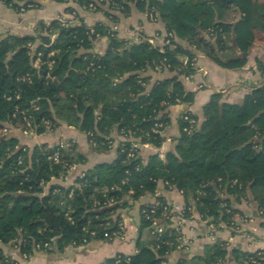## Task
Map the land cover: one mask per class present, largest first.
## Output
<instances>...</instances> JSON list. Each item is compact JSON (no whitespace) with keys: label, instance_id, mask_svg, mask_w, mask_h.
Returning <instances> with one entry per match:
<instances>
[{"label":"trees","instance_id":"16d2710c","mask_svg":"<svg viewBox=\"0 0 264 264\" xmlns=\"http://www.w3.org/2000/svg\"><path fill=\"white\" fill-rule=\"evenodd\" d=\"M0 1L16 9L18 2L27 7L35 4V0ZM90 1L79 3L86 6ZM118 1L122 13H128L129 1ZM135 5L142 11L155 8L175 35L172 46L161 51L146 39L128 42L113 36L103 24L94 25L91 31L83 23L63 25L59 20L42 24L36 35L7 34L0 39V130L20 122L42 134L65 121L86 133L92 148L98 150L112 147L114 130L127 137L118 145L114 161L98 163L67 189L51 187L45 195L44 184L65 178L74 164L87 163L77 143L66 148L43 143L30 150L17 147L12 135L0 139V243L19 248L25 257L54 249L63 252L68 246L93 240H111L106 233L121 231L120 219L114 214L142 196L154 194L159 181L183 192L184 218L197 212L211 222L230 224L237 212L230 197L248 190L264 205V84L242 103L223 102L221 93L213 94L203 107L199 127L182 117L175 150L164 159L154 154L144 162L140 150L133 146L137 142L161 146L165 140L162 130L170 121L168 106L181 102L187 109L194 103L195 92L187 91L179 77L195 74L191 61L195 50L225 68L246 65L255 30H264V10L256 0H138ZM234 8L240 18L226 23L224 13ZM204 31L207 38L201 35ZM102 37L109 40L104 53L95 46ZM175 39L187 40L191 48ZM234 46L239 54L224 56ZM183 56L189 57V62L180 71ZM166 65L176 75L149 89L150 77L140 72ZM187 113L197 120L196 115ZM157 123L164 125L157 128ZM223 203L233 212L228 213ZM167 204L160 199L142 207L165 226L160 236L150 230L153 219L141 214L140 233L149 229L151 240L140 237L134 255L108 258L102 264H167L183 237L174 222L163 216ZM228 252L219 241L207 246L196 264L224 263ZM257 252L233 253L242 264L250 257L264 264ZM0 264L19 263L0 246Z\"/></svg>","mask_w":264,"mask_h":264},{"label":"crops","instance_id":"0c3cea01","mask_svg":"<svg viewBox=\"0 0 264 264\" xmlns=\"http://www.w3.org/2000/svg\"><path fill=\"white\" fill-rule=\"evenodd\" d=\"M256 1L264 10V0ZM35 3L36 5L32 8L21 12L19 9L0 1V39L7 34L36 35L42 24H50L62 14L66 15L64 12L68 5L64 2L35 0ZM83 11L79 5L78 12L82 13V16H85L92 26L103 24L110 28L117 25V36L128 42L153 38L155 43L160 45L167 37L168 30L163 20L161 18L156 21L151 20L147 12L140 10L136 5H131L128 13H116L115 20L110 18L106 12ZM223 16L226 23H235L240 18V12L234 8L224 13ZM255 34L254 45L243 68L222 67L203 51L195 50L197 56L195 74L190 80H186L183 76L179 77L187 91L195 92V101L187 109L181 102L168 106L166 113L170 121L162 130V135L165 138L162 145L158 147L150 143L138 142L137 144L144 162H147L148 158L154 154H159L164 159L167 153L175 150L177 139L180 137V121L186 112L197 116L195 125L199 127L203 121V107L210 101L213 94L221 93L223 102L242 103L253 90L264 84V30L258 28L255 30ZM201 35L207 38L205 31ZM175 41L186 49L191 48L187 40L175 39ZM95 46L100 53H104L109 46V40L102 37ZM238 54L239 51L234 46V50L225 52L224 56ZM140 74L150 77L149 89L156 82L170 79L176 75L169 69L160 71L148 69L140 72ZM162 115L163 112L157 113L158 117ZM69 128L75 130L73 132L75 133L73 134L75 140L73 137L71 140L77 143L79 150L87 156L88 161L86 164H75L65 178H56L51 181V183L66 187L71 186L81 173L94 165L114 161L117 157L118 145L125 140L124 136L114 130L111 134L114 142L109 150L93 149L86 133L79 131L74 126L69 125ZM43 135L40 134L38 137H43ZM57 136L71 138V136L65 137L63 134ZM28 137L35 140L36 144L46 142H40L37 136L29 135ZM160 199L178 206L181 210L186 207L183 192L175 187H168L164 181H159L154 194H146L134 205L119 209L114 214V217H119L123 224L124 239L93 240L79 246H68L63 252L54 249L51 252H39L30 257H25L15 246L1 243L0 246L4 252L10 251L8 256L19 264H102L108 258L120 255L131 256L137 252L136 245L140 237L143 241L151 240L149 229L144 230L142 234L140 233L142 207L156 204ZM230 199L232 207L237 211L236 219L240 221L239 228H232L221 220L218 223L211 222L195 212L191 218H185L182 227V235L187 240V247L171 252L167 264H179L181 262L196 264L198 257L204 255L205 248L219 241L224 242L229 251L223 264H242L240 257L234 255V251L243 254L264 250V212H262L264 205L260 206L249 190L239 197L231 196ZM212 223L215 224L214 231H211L210 224Z\"/></svg>","mask_w":264,"mask_h":264},{"label":"built area","instance_id":"2783aa9c","mask_svg":"<svg viewBox=\"0 0 264 264\" xmlns=\"http://www.w3.org/2000/svg\"><path fill=\"white\" fill-rule=\"evenodd\" d=\"M64 1H66V0H64ZM125 1H129V3H131V2H133V3H135V1H138V0H125ZM139 1H148V0H139ZM2 2H4V3H6L5 1H2ZM19 3V2H18ZM105 3H108V4H111L112 6H117V7H119V8H123V6H122V4H121V2H119L118 0H94V1H90V3H88V5H86V8H89L90 10H92V9H94V10H97V8H99V6L100 5H103V4H105ZM34 6V4H30L28 7H25L24 5H20L19 6V10L21 11V12H24V11H26L28 8H31V7H33ZM112 9V8H111ZM148 15L150 16V19L151 20H153V21H156V20H158V19H160V17H159V14H158V12L155 10V8L152 6L150 9H149V11H148ZM110 18H113V13H110ZM57 20H59L63 25H71V24H81V23H83V24H85L87 27H89V29H91V31H92V27L93 26H90L89 24H88V22L87 21H81V20H76L77 22H74L70 17H68V16H66V15H61V16H59L58 17V19ZM110 32H112L113 34V36L115 35V36H117V30H118V26L117 25H114L113 27H110ZM174 37H175V35H174V33L173 32H170V31H168L167 32V37L163 40V42L160 44V45H158V44H156L155 43V41H154V39L153 38H148V39H146V40H148L152 45H155V46H159L160 47V49H161V51H163V49H164V47L165 46H172L173 44H172V39H174ZM141 40V39H140ZM139 40V41H140ZM192 63H193V65H196V61H197V56L195 55V56H193V58H192ZM182 62H183V65H182V67H180V71H182L183 70V66H185V65H187L188 64V62H189V57H187V56H183L182 57ZM162 69H168V65H166V67L164 68V67H162V66H158L157 67V71H160V70H162ZM186 80H190V79H192V77H193V75H186V74H183L182 75ZM184 119L185 120H188V121H190V123H193L194 124V120L193 119H190L189 118V116H188V113L186 112L185 114H184ZM164 124L163 123H157L156 124V126H157V128H161L162 126H163ZM156 131H159V132H161L160 130H156ZM55 158L56 159H58L59 158V152H56L55 153ZM85 174H83L82 175V177L84 176ZM167 184V183H166ZM171 188V187H170ZM55 191H57V190H55ZM155 206L156 205H154L153 207H152V209H151V212H155ZM222 206H224V207H226L227 208V212L228 213H232L233 211H232V208L227 204V203H223L222 204ZM185 210L186 209H183V210H181L178 206H176V205H173V204H170V203H168L167 205H165V207H164V211H163V216H165L166 218H170L173 222H174V226L177 228V230L182 234V227H183V224H184V221H185V218H184V213H185ZM262 212H264V210H262ZM141 214L143 215H146V217L147 218H149V219H153V224H152V226L150 227V230H151V232L153 233V234H159V236L164 232V230H165V226L163 225V224H160L159 222H158V220H157V218H153L152 217V214L150 213H148V210L146 209V208H144V209H141ZM246 220V219H245ZM240 221H238V220H236L235 218H234V221L232 222V224H233V226H236V228H239V225H240V223H239ZM119 226H120V228H121V231H117V230H114V231H112V233H106L105 235L109 238V239H114V238H120V239H124V233H123V229H124V227H123V224H121V222L119 223ZM210 227H211V231H214V229H215V224L214 223H212V224H210ZM94 234V233H93ZM184 239L185 238H183V237H179V241H180V244H179V246H178V249H184L185 247H187V242H184ZM46 246H48V244H46ZM19 249V248H18ZM257 256L258 257H261V259H264V254L261 252V251H258L257 252ZM246 264H261V263H259L258 261H257V259L256 258H254V257H250L249 259H247L246 260V262H245ZM219 264H223V262L222 261H220L219 262Z\"/></svg>","mask_w":264,"mask_h":264},{"label":"rangeland","instance_id":"374dc122","mask_svg":"<svg viewBox=\"0 0 264 264\" xmlns=\"http://www.w3.org/2000/svg\"><path fill=\"white\" fill-rule=\"evenodd\" d=\"M92 1H94V0H92ZM24 3L25 2H19L18 5L19 6L20 5H24L25 7H27L26 4H24ZM64 3H66L68 5L67 8L69 9V10L66 9L65 12H64V13H66V16L70 17L74 22H77L78 20H81V21L84 20V21H87L88 22V19L85 16H82L83 15L82 13H79L78 12V7L80 5L79 0H66V1H64ZM35 5H36V3L34 4V6ZM130 5H135V3L131 2ZM80 7H82L84 11H88V12H99L100 11V12H106V13L108 12V13H114V14H116V13H122V11H123L122 10V7L119 8L117 6H112L111 4H108V3H105L103 5H100L99 8H97V10H94V9L90 10L89 8H86V6H84V5H80ZM74 10H75V12H74ZM148 11L149 10L146 11L147 14H149ZM148 17L150 18L149 15H148ZM90 26H92V25H90ZM52 37L54 39L55 38V35H53ZM99 40L100 39H98V40L95 41V45L98 43ZM49 126H51V125H49ZM55 127L56 128H54V129H52V127L49 128L45 133H42V134H44L43 137H40L39 138L38 137V135H40L39 133H37L33 128L32 129L25 128V126H24L23 123H20L19 122L17 125H14V126L7 125L6 124L4 126V128L0 130V139H3V137L6 136V135H9V136L12 135L13 138H15V145L17 147L26 146L30 150H32L34 148V146L41 145V144H36L35 143V140H32V139H30L28 137L29 135H33V137L37 136V138H39L40 142L46 141L45 143H48V145H50L52 147L58 146L60 148H63V147L66 148L67 145H70L71 143H73V141L75 140V138L73 136V134H75V133H73V132H75V130L73 128L72 129L69 128V125L67 124V122L60 121L59 124H57ZM58 134L59 135L60 134H63L65 137L66 136H68V137L71 136V138H60V136H57ZM72 137H73L74 140H71ZM124 137H125V139H127L126 136H124ZM137 144H138V142L137 143H134L133 146L136 147V148H138L137 147ZM56 152H59V154H60V149H58ZM54 160H55V162L58 163L59 160H60V158H58V159L55 158ZM74 166H75V164L72 167H74ZM71 169L72 168H70V170ZM83 174H85V172L81 173V175L79 177H82ZM53 179H56V178H53ZM51 181L49 183H47V184H44V195L49 192V190H50L51 187H57L58 188V187L61 186L60 184L51 183ZM66 189H67V187H66ZM232 222L230 224L228 222H225V223H226V225H228V226H230L232 228H235L236 226H233ZM121 224H122V222H121ZM184 242H187V240L184 239ZM9 252L10 251L6 250L5 251V254L8 256Z\"/></svg>","mask_w":264,"mask_h":264}]
</instances>
